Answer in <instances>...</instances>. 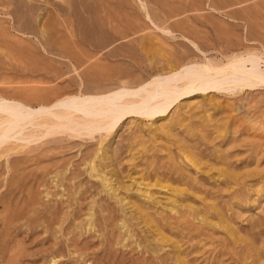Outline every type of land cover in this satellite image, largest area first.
<instances>
[{
  "label": "rangeland",
  "instance_id": "obj_1",
  "mask_svg": "<svg viewBox=\"0 0 264 264\" xmlns=\"http://www.w3.org/2000/svg\"><path fill=\"white\" fill-rule=\"evenodd\" d=\"M252 55L264 83V0H0V100L38 120L76 95ZM230 75L108 134L40 138L34 117L0 136V264H264V85Z\"/></svg>",
  "mask_w": 264,
  "mask_h": 264
},
{
  "label": "bare ground",
  "instance_id": "obj_2",
  "mask_svg": "<svg viewBox=\"0 0 264 264\" xmlns=\"http://www.w3.org/2000/svg\"><path fill=\"white\" fill-rule=\"evenodd\" d=\"M188 35L189 34H187V36ZM193 36L192 38L194 39L196 36L195 37ZM228 45H226L227 48L225 47L226 51L225 49L224 51L223 49L219 50L220 48L219 49L217 48L219 47L218 45H216L217 47L214 45V48L215 47L217 48L216 52H219L220 54H224V53L226 54V52L228 51L227 50ZM196 49L199 52H202V54L204 53L201 50V48H199V46H196ZM213 50L215 51V49ZM205 52H207V50H205ZM184 53H191V52L184 51L182 54ZM165 55L168 56L166 52H165ZM173 56L176 57L174 53H173ZM254 56L248 57V58H244V57H239L237 59L235 58L233 62L226 64V65H224L222 62H217L214 60L213 61L205 60L202 65L200 64V65H194L190 67L186 66L187 68L181 65L180 66L181 68L178 67L177 69H174V68L170 69L169 70L170 72L167 74H157L156 76L152 77L150 81H147V82L144 81L140 85L136 86V88L117 89L114 91H110L104 95H98V96H83V95L77 96L76 95V96L70 97L67 102L69 107L63 110V112L51 113V114L49 113L48 115L45 114V116L50 115L49 118L42 116L43 119L48 118V120L53 117L58 121V124H53L50 126L49 124L50 120L49 121L47 120L48 121L47 123L46 121H44L46 119L43 120L42 118H40V120H38L39 119L38 116L37 118H36V115L34 116L36 120L41 121L38 123L37 121H35L37 123L36 127L38 126L48 127L47 131L44 129V134L41 133L43 136L41 134H40L41 136L40 135L39 136L40 138L41 137L44 138V136L47 137V136L52 135L53 133H58L59 132L58 130L64 129V128H68L70 130L73 128L72 132L75 130L74 131L75 133L77 132L76 129L78 128L79 129L78 132L80 134L82 133L81 132L82 130H85L88 132L89 136L95 133H99L100 131H105L108 134L120 122H122L123 120H127L128 118H131V117L138 118V119L140 118L141 120L142 119L152 120L156 118H161L166 113H169L173 108H175L180 103V101H182L183 99H185V97L191 94H194L196 92L205 93L209 91L218 92L220 90H224V83H222L220 79L223 78L224 76L227 77L230 74H232L234 77L238 78L242 82L241 86L239 87L240 90H242L243 88L245 89L248 88L252 90L254 88L264 85L261 79V76L263 75V70H259L260 68L259 69L257 68L258 69L257 71L256 69V63H259L260 60L257 58V55H254ZM162 58H163V55H162ZM168 63L166 65H168ZM246 63H251L252 69H247ZM229 78H232L231 75ZM239 80L237 81L239 82ZM223 81L226 82V80H223ZM226 84H230V83L226 82ZM85 111H86L85 114L87 115L84 114L82 115L83 117L81 115H79V117L74 116L78 112L80 113V112H85ZM0 112L3 113V115L5 114L4 119L2 118V115L0 114L1 121L2 120L5 121L4 122L5 128H4V131L2 130L3 128L1 129L2 131L0 130L1 132H3V133H0V136H2L5 139H8V138L10 139V137L12 138V136L15 135L16 133L14 131H16L17 129H18L17 132L19 130H21L22 132V129L27 124L33 125V123H35L34 122L35 118L31 116V113H32L31 109L24 106L23 104L19 102L0 100ZM50 123H53V121L52 122L50 121ZM33 133L35 132H32V134ZM37 136H38V133H37ZM31 137L32 135L30 136V138L28 137V141L34 138V135L32 138ZM25 140H27V137ZM4 143H5V140H0V147ZM201 180L203 181L204 179H201ZM238 189L240 190V188ZM184 206L185 205H183V207Z\"/></svg>",
  "mask_w": 264,
  "mask_h": 264
}]
</instances>
